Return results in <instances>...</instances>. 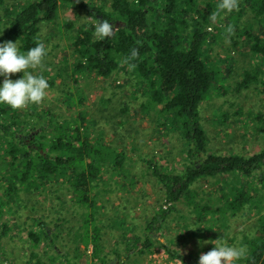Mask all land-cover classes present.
<instances>
[{
    "label": "trees",
    "instance_id": "obj_1",
    "mask_svg": "<svg viewBox=\"0 0 264 264\" xmlns=\"http://www.w3.org/2000/svg\"><path fill=\"white\" fill-rule=\"evenodd\" d=\"M242 1L253 23L248 22L247 29L236 27L234 32L261 63L244 72L236 85L238 92L254 83L264 87V0ZM217 3L209 0L205 10L198 0H0V42L17 41L21 51L37 42L44 44L41 28L57 21L61 7L74 10L76 17L58 30L60 36L66 31L72 60L69 57V63L54 78L46 79L49 89L58 93L60 112L36 104L15 110L0 104V264L11 259L4 239L15 228L27 234L20 239L27 249L25 264H79L59 247L62 234L79 226L77 232L89 242L85 248L92 245V264H123L132 251L147 255L156 243L169 260L195 264L192 255L174 251L167 236L159 235L161 230L167 231L166 222L177 205L187 203L202 220L241 212L260 200L251 193L264 199L258 191L259 186L264 189V148L249 155L211 152L200 115L220 73L207 54V47L221 30L213 24H221L222 19L212 22L211 18L218 10ZM79 11L90 20L75 27ZM243 11L232 13L228 24L234 21L237 25L236 18ZM97 19L115 25L111 37L98 40L92 35ZM254 23L263 24L259 33L251 31ZM232 38L237 46L238 39ZM132 49L136 55L131 54ZM49 64L56 68L52 61ZM126 75L135 81L138 93L134 94L147 98L141 103L142 112L152 118L158 113L155 134L161 140L176 141L183 157L179 167L167 170L164 166L172 164L159 165L154 154L140 158L143 173L159 187L168 207H160L147 221L142 237L134 238L133 248L103 252L102 230L97 225L101 193L97 188L109 173L128 177L130 149L128 143H116L97 126V120L85 109L90 99H86L82 82L87 77L105 80L113 76L120 81L128 78L123 77ZM219 177L231 180L223 197L227 208L222 212L201 206L194 188L199 181ZM46 209L48 213H41ZM246 249L243 264H264V215Z\"/></svg>",
    "mask_w": 264,
    "mask_h": 264
},
{
    "label": "rangeland",
    "instance_id": "obj_2",
    "mask_svg": "<svg viewBox=\"0 0 264 264\" xmlns=\"http://www.w3.org/2000/svg\"><path fill=\"white\" fill-rule=\"evenodd\" d=\"M208 1L198 0L203 3L205 10ZM241 1L238 0V8L230 13L215 10L212 14V22L214 19H222L221 24H213L221 30L216 40L207 47L208 61L220 73L219 77L217 76L215 88L201 106L200 115L203 127L208 134L209 150L222 155L230 153L249 155L264 148V87L260 83H254L249 89L241 92L236 91V85L244 72L255 69L257 64L261 63L258 57L252 56L248 52L243 40L237 37L234 32L236 27L247 29L248 22L253 23V16ZM242 9L246 12L243 11L239 18H236L237 25H234L235 22L232 21V31H226L230 15L232 13L237 15ZM78 14H80V18L75 20V27L90 20L81 11ZM75 18L74 10H65L64 7H61L57 21L45 23L42 26V41L47 53H51V56L45 57L37 68L30 69L33 74L42 75L45 79H52L59 69L64 67L65 63H69L71 49L68 45L67 34L65 31V35L60 36L58 30L67 20ZM262 25L254 23L251 31L259 33ZM232 37L238 39L237 46L233 45ZM70 59L72 60L71 57ZM49 61H52L56 68L50 67ZM47 67L50 69L48 72L44 71V68L48 70ZM21 76L22 73L19 72L9 74V78L12 80ZM123 77L128 78L117 81L116 76L105 80L87 77L82 82L86 99H90L87 101L85 109L97 120V126L103 129L106 135L111 136L116 143H128L130 149V167L129 172L126 173L128 177L118 178V174L109 173L105 181L106 176H103L100 186L97 188L101 193L99 204L102 206L97 225L102 230L100 236L103 239V252L115 248L120 252L124 247L133 248L134 238L142 237L147 221L160 207H168L159 187H156L154 181L143 173L140 158L153 156L159 165L172 164L164 166L167 170L172 166L179 167L183 157L180 145L176 141L163 137L164 145L162 144L161 138L153 130L157 126L158 113L155 114V118H152L142 112L141 103L147 101V98L144 100L146 96L140 93L134 94L138 93V91H134L135 81L129 75ZM58 82L60 81L58 80ZM56 95L58 96L57 91L48 88L43 104H39L41 109L51 107L54 111L60 112V101H57ZM150 113L153 112L150 111ZM105 117H108L114 124H111ZM118 125L119 127H117ZM151 154L154 155L151 156ZM230 184L231 180L223 177L199 181L194 186L197 191L196 199L199 200L201 206L207 205L210 210L222 212L227 208L223 197L229 192ZM258 189L264 195V189L260 186ZM251 194L255 197L259 196L260 200L253 202L251 206L247 205L235 215L231 212L226 215L220 213L216 214L213 219L205 217L200 220L193 212V208L189 207L187 203H181L176 206L175 213L166 222L167 231L162 232L161 230L159 235L167 236L169 245L174 251L192 255L195 264H197L200 254L206 253L214 247L211 243L198 244V241L218 239L232 246L243 245L246 247L247 240H250L255 234L259 218L264 215V199L256 192ZM44 206L48 205L44 204ZM41 213H48V209L42 210ZM75 213L78 218V212ZM24 214H26L25 211ZM80 216L82 217V215ZM48 217L52 218L53 216ZM79 228L72 233L64 232L62 238L59 239V247L72 254L70 255L71 259L74 258V261L79 264H92L93 261L89 259L92 245L89 244L88 248H85L89 242L86 237L77 232ZM26 235V232L19 233L15 228L8 238L4 239L7 254L11 255V259L5 261L4 264H25L23 257L27 249L20 239ZM41 245L44 247L45 243ZM76 247L77 250H75ZM153 255L169 256L159 243H156L154 249L147 255L139 253L138 250L132 251L130 256L125 258L123 264H148ZM108 257L115 256L108 254ZM0 260L3 261L2 258ZM56 260L59 259L56 258ZM171 261L174 264H184L177 258H172ZM238 264L243 263L240 260Z\"/></svg>",
    "mask_w": 264,
    "mask_h": 264
},
{
    "label": "clouds",
    "instance_id": "obj_3",
    "mask_svg": "<svg viewBox=\"0 0 264 264\" xmlns=\"http://www.w3.org/2000/svg\"><path fill=\"white\" fill-rule=\"evenodd\" d=\"M238 8V0H218L217 9L223 12H232ZM115 25L107 19H97L92 35L98 40H104L113 35ZM226 31L231 32V25ZM47 54L44 44L37 42L35 46L21 51L17 41L0 42V104H6L11 109H22L29 104L39 105L46 96L49 88L47 80L38 74H33L30 69L41 65ZM136 55V49L131 50ZM22 73L16 80L9 78V74ZM215 241V243H213ZM198 244L211 243L214 247L206 253L199 255L197 264H238L246 255L245 246H232L218 239L198 241Z\"/></svg>",
    "mask_w": 264,
    "mask_h": 264
},
{
    "label": "built area",
    "instance_id": "obj_4",
    "mask_svg": "<svg viewBox=\"0 0 264 264\" xmlns=\"http://www.w3.org/2000/svg\"><path fill=\"white\" fill-rule=\"evenodd\" d=\"M148 264H174V263L168 259L167 255H164V256L153 255L149 259Z\"/></svg>",
    "mask_w": 264,
    "mask_h": 264
}]
</instances>
